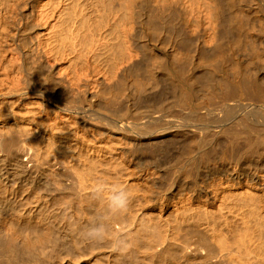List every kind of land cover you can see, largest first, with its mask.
Masks as SVG:
<instances>
[{"label":"bare ground","instance_id":"obj_1","mask_svg":"<svg viewBox=\"0 0 264 264\" xmlns=\"http://www.w3.org/2000/svg\"><path fill=\"white\" fill-rule=\"evenodd\" d=\"M0 264H264V0H0Z\"/></svg>","mask_w":264,"mask_h":264}]
</instances>
